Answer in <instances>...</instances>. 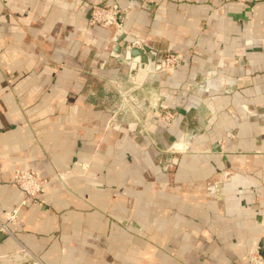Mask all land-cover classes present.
Listing matches in <instances>:
<instances>
[{
    "label": "crops",
    "instance_id": "0c3cea01",
    "mask_svg": "<svg viewBox=\"0 0 264 264\" xmlns=\"http://www.w3.org/2000/svg\"><path fill=\"white\" fill-rule=\"evenodd\" d=\"M122 37L184 60L144 73ZM18 168L50 177L39 200ZM17 207L0 264L264 254V0H0V218Z\"/></svg>",
    "mask_w": 264,
    "mask_h": 264
},
{
    "label": "built area",
    "instance_id": "2783aa9c",
    "mask_svg": "<svg viewBox=\"0 0 264 264\" xmlns=\"http://www.w3.org/2000/svg\"><path fill=\"white\" fill-rule=\"evenodd\" d=\"M120 12L109 6H94L91 10L89 17V23L91 25H98L102 23H118ZM134 46L141 47L143 42L139 39H134L132 42ZM184 57L179 54H169L162 61L165 62V67H175L183 62ZM201 90H208L205 84L200 85ZM215 89H218L215 87ZM225 91H229L228 88H224ZM165 119L170 120L173 118L171 112L164 111ZM183 141L179 138L177 142ZM176 146V143H174ZM177 148V146H176ZM64 172H58V175H62ZM50 178L45 177L39 170L34 168H18L13 175V182L21 192L24 194V200L22 203H26L28 199L36 200L42 192L45 190L49 183ZM19 207L7 211L4 214V220L0 218V232H4L9 235H13L11 225H14L18 221ZM23 251L28 254L27 264H42L41 260L31 254L29 250L23 247ZM25 254V253H24ZM244 264H264V254L260 251L259 247H256L250 252Z\"/></svg>",
    "mask_w": 264,
    "mask_h": 264
},
{
    "label": "water",
    "instance_id": "95a60500",
    "mask_svg": "<svg viewBox=\"0 0 264 264\" xmlns=\"http://www.w3.org/2000/svg\"><path fill=\"white\" fill-rule=\"evenodd\" d=\"M124 37H122L119 40V43L117 44L116 49L117 50H125V57L126 60H131L134 63L136 62H141V63H146L149 64V68L142 70L144 73L146 72V70H160V69H164L165 67V62H157L156 57L157 54L156 53H152V57H149L150 54L148 53V48H142V47H138V46H134L132 44V42L126 41L124 44H121L120 41L123 39ZM135 56H140V58H135ZM168 68V67H166ZM165 68V69H166ZM157 108V104L155 103L154 105H151L148 109V116L149 117H154V111ZM172 150L177 149L175 145L171 146Z\"/></svg>",
    "mask_w": 264,
    "mask_h": 264
},
{
    "label": "bare ground",
    "instance_id": "6f19581e",
    "mask_svg": "<svg viewBox=\"0 0 264 264\" xmlns=\"http://www.w3.org/2000/svg\"><path fill=\"white\" fill-rule=\"evenodd\" d=\"M177 149H185V144L183 142L176 143Z\"/></svg>",
    "mask_w": 264,
    "mask_h": 264
},
{
    "label": "rangeland",
    "instance_id": "374dc122",
    "mask_svg": "<svg viewBox=\"0 0 264 264\" xmlns=\"http://www.w3.org/2000/svg\"><path fill=\"white\" fill-rule=\"evenodd\" d=\"M164 114L165 113H161V116H164ZM34 169H36V168H34ZM37 170H39V169H37ZM40 171V170H39ZM41 172V171H40ZM42 173V172H41ZM43 174V173H42ZM44 175V174H43ZM45 177H47L46 175H44ZM49 177V176H48ZM50 178V177H49ZM17 186V185H16ZM18 187V186H17ZM39 198H40V196L36 199V200H39ZM2 220H4V218H1ZM18 220H19V215H18ZM18 222V221H17Z\"/></svg>",
    "mask_w": 264,
    "mask_h": 264
}]
</instances>
